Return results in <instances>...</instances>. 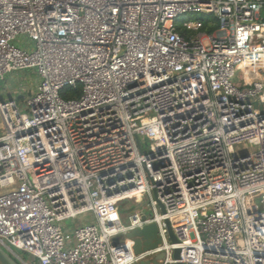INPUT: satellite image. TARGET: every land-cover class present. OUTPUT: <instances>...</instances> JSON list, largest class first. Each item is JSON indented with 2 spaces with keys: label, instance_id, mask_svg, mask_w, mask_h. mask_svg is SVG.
<instances>
[{
  "label": "built area",
  "instance_id": "1",
  "mask_svg": "<svg viewBox=\"0 0 264 264\" xmlns=\"http://www.w3.org/2000/svg\"><path fill=\"white\" fill-rule=\"evenodd\" d=\"M263 10L0 0V81L39 77L22 110L0 101V247L18 264H264ZM152 224L159 245L135 253L126 236Z\"/></svg>",
  "mask_w": 264,
  "mask_h": 264
},
{
  "label": "rangeland",
  "instance_id": "2",
  "mask_svg": "<svg viewBox=\"0 0 264 264\" xmlns=\"http://www.w3.org/2000/svg\"><path fill=\"white\" fill-rule=\"evenodd\" d=\"M262 17L264 18V10L262 11ZM197 19H200V17L197 15H188L183 17V20H187L191 22H194ZM38 82H39V77L37 76L34 70L18 71L6 75L5 79L3 81H0V101L6 102L10 100H16L19 108L22 110L26 99H28L30 95H32V93L35 92ZM20 97L22 99H19ZM255 106L257 105L255 104ZM240 149L241 150L247 149L249 151L255 150V148L250 146L249 147L242 146ZM128 203L133 205V209L135 210L136 207H142L146 205L148 203V199L147 198L145 199L143 205H135L134 200L129 201ZM129 213L130 212H127V214ZM121 215H122V220L126 223V219L129 217V215H124L123 212H121ZM90 219L92 220V218ZM80 222L81 220H79L78 222L68 221L64 224V228L66 229L75 228V226L78 225ZM14 251L25 261L29 263L33 262V259L30 254L16 249H14Z\"/></svg>",
  "mask_w": 264,
  "mask_h": 264
},
{
  "label": "water",
  "instance_id": "3",
  "mask_svg": "<svg viewBox=\"0 0 264 264\" xmlns=\"http://www.w3.org/2000/svg\"><path fill=\"white\" fill-rule=\"evenodd\" d=\"M143 219H146L145 217ZM167 227L169 230V235L171 238V241L175 244L178 243L177 239L175 238V235L172 231L171 225L169 222H167ZM126 238L133 239L135 242V253L140 254L143 251H147L153 248H156L159 243V237H158V230L155 224L145 226L143 229H136L132 232H130ZM164 258V255L161 254L157 256L152 261H144L140 264H162V260ZM174 258L176 260H181V250L177 249L174 252ZM0 264H18L15 259H13L10 255L6 253L1 247H0ZM178 264H182L179 262Z\"/></svg>",
  "mask_w": 264,
  "mask_h": 264
},
{
  "label": "trees",
  "instance_id": "4",
  "mask_svg": "<svg viewBox=\"0 0 264 264\" xmlns=\"http://www.w3.org/2000/svg\"><path fill=\"white\" fill-rule=\"evenodd\" d=\"M203 27L200 30L206 34H213L218 29V21L216 17L212 15L203 16L202 17ZM81 88L77 86L76 88H66L62 93L61 96L65 100L69 99H76L80 97Z\"/></svg>",
  "mask_w": 264,
  "mask_h": 264
},
{
  "label": "crops",
  "instance_id": "5",
  "mask_svg": "<svg viewBox=\"0 0 264 264\" xmlns=\"http://www.w3.org/2000/svg\"><path fill=\"white\" fill-rule=\"evenodd\" d=\"M16 45L19 46V47H25L27 48L28 47V43H27V40L24 38V37H21L17 40L16 42ZM39 83V82H38ZM38 86V85H37ZM37 88V87H36ZM36 90V89H35ZM33 94V93H32ZM22 97V96H21ZM19 98V99H22V98Z\"/></svg>",
  "mask_w": 264,
  "mask_h": 264
}]
</instances>
